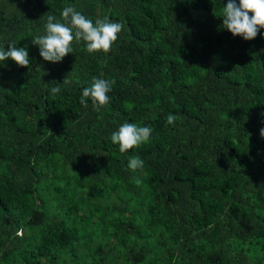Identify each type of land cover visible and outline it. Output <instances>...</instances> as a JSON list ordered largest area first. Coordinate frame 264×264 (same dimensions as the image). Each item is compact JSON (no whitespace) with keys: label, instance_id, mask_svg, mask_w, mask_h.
<instances>
[{"label":"trees","instance_id":"16d2710c","mask_svg":"<svg viewBox=\"0 0 264 264\" xmlns=\"http://www.w3.org/2000/svg\"><path fill=\"white\" fill-rule=\"evenodd\" d=\"M227 2L0 0V49L30 60L0 61V264H264V29H222ZM68 6L123 25L107 54L40 56ZM93 77L114 81L99 112ZM125 122L153 131L121 153Z\"/></svg>","mask_w":264,"mask_h":264},{"label":"clouds","instance_id":"9594fccd","mask_svg":"<svg viewBox=\"0 0 264 264\" xmlns=\"http://www.w3.org/2000/svg\"><path fill=\"white\" fill-rule=\"evenodd\" d=\"M252 13V15H249ZM223 17L222 29H227L233 36H242L245 40L256 38L260 29H264V0H228L222 9ZM62 21V22H61ZM43 35H37L32 39V44L39 47L40 56L45 61L57 63L61 62L69 53H74L71 47L73 41L85 42L86 51L94 54L103 51L107 54L113 43L117 40V34L123 29L121 23L110 22L107 17L103 20L97 19L95 24L86 18L74 6L65 7L61 12V20L55 16L48 15L44 25ZM8 58L14 60L19 66L29 65V52L27 47H17L10 44L7 50L0 49V61ZM65 85L71 83L68 75L63 80ZM114 81L93 77L89 87H84L80 98V103L88 106L91 100L95 111L99 112L110 102L107 95L111 91ZM61 92L59 86L52 87L51 95ZM131 110V106H129ZM177 117L169 114L166 118L167 124H174ZM153 129L150 126H138L135 123L125 122L117 131L111 133L110 139L113 144L119 145V151L125 153L130 149L139 148L147 143L151 138ZM260 135L264 137V128L260 130ZM144 161L139 157L129 160L128 168L133 171L142 169Z\"/></svg>","mask_w":264,"mask_h":264},{"label":"rangeland","instance_id":"374dc122","mask_svg":"<svg viewBox=\"0 0 264 264\" xmlns=\"http://www.w3.org/2000/svg\"><path fill=\"white\" fill-rule=\"evenodd\" d=\"M114 193H112V192H109V194L107 195L108 196V198H113V195ZM131 207H133L134 208V204H131ZM143 210H144V208H143ZM109 239V238H108ZM70 260H72V259H69V261ZM65 264H72V263H65ZM84 264H86V263H84Z\"/></svg>","mask_w":264,"mask_h":264},{"label":"bare ground","instance_id":"6f19581e","mask_svg":"<svg viewBox=\"0 0 264 264\" xmlns=\"http://www.w3.org/2000/svg\"><path fill=\"white\" fill-rule=\"evenodd\" d=\"M139 248V247H138ZM146 251V250H145Z\"/></svg>","mask_w":264,"mask_h":264}]
</instances>
